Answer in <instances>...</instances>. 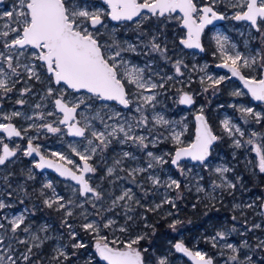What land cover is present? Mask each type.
Wrapping results in <instances>:
<instances>
[{
	"label": "snow or ice",
	"instance_id": "obj_1",
	"mask_svg": "<svg viewBox=\"0 0 264 264\" xmlns=\"http://www.w3.org/2000/svg\"><path fill=\"white\" fill-rule=\"evenodd\" d=\"M218 2L222 0H207L203 4L200 0H99V3L93 0H17L11 10L0 13L3 22L0 24V108L2 101L16 90L17 84L23 85L19 89L20 98L16 100L20 106L27 103L24 97L34 94V83L44 85L39 101L31 106V114L21 111L0 113L6 121L0 122V134H3L0 135V264H38L39 257L33 259L36 256L34 250L42 249L53 239L46 235L49 230L46 224L34 230L29 220L35 215L34 210L24 207L18 214L11 211L16 203L24 205L25 200L31 198L27 181L36 179L34 169H54L60 177L78 185L73 188L74 198L68 199L56 192L50 180L39 190L38 195L46 208L63 213L61 227L67 229L66 234L56 238L62 241L66 235L67 243H57L49 264H153L149 248L141 246V242L148 239V233L132 230L136 208L143 207L141 200L149 194L145 185L150 184L154 190L164 188L176 192L175 198L165 195L162 203L145 211H156L163 203L175 208V201L182 198V182L171 175L162 179L158 173L170 165L187 178L196 167V164L189 166L190 162L207 168L206 161L219 137L213 133L201 107V114L196 116L195 137L185 143L182 137L187 125L181 126L182 121L171 120L163 110H157L162 103L160 98L167 95L169 81L174 77L152 71L151 60L143 66L133 64L125 54L147 57L156 53L169 60L166 38L162 40L161 37L173 21L186 30L179 44L203 52L205 28L214 21L229 19L216 10ZM228 6L238 9L230 17L232 20L245 22L257 34L252 35L249 31L245 46L250 41H258L259 47L241 52L228 36L216 34L212 38L216 46L213 55L218 54L221 60L216 67L227 69L231 76L214 77L205 73L200 77V83L207 85L204 88L207 92L209 88L219 90L226 80L236 77L255 101L264 102V0H229ZM106 20L126 28L134 25L137 42L118 40L116 29H110ZM153 22L154 31L145 28ZM141 46L144 51L138 50ZM187 67L180 59L173 63L177 76H183L181 69ZM206 68L207 65L200 71ZM177 92L180 105L195 104L193 94L183 89ZM232 95L239 97L244 93L234 91ZM97 102H100L99 107ZM108 102H115L126 111L113 108ZM49 104L52 110L45 111ZM239 111L258 124L264 121V114L251 107H240ZM19 117L31 123L26 128H18L12 121ZM48 117L53 119L49 122ZM94 121H98V125ZM222 125L229 137H239L233 139L236 148H241L244 143L253 145L254 139L261 136L252 131L244 141L245 132L239 126L227 118ZM33 129L37 136H27ZM42 131L81 138L80 148L69 144L71 152L79 158L78 162L62 152L50 153L56 159L43 154L41 146L34 143ZM14 137L27 138V147L21 149L19 144L10 147L5 139ZM165 142L173 145L171 150L159 154L152 150ZM114 144L121 146V151L100 177L101 181L106 180L111 185L110 189H105L102 184L92 182L98 171L96 158L101 163L106 162V154ZM125 146L132 150H124ZM253 150L258 157L259 172L264 173V145L257 144ZM21 152L25 157L39 159L34 160L26 171L22 170L25 183L14 187L12 177L15 173L10 166L17 162ZM126 161L138 163L128 167ZM230 171L227 166L215 168L219 181H213V192L221 189L231 194L237 188L241 178L237 177L234 183L225 175ZM119 181L130 186L119 185ZM134 189L142 192L143 197H139ZM45 190H51V195ZM188 190L191 191V187ZM195 190L205 192L198 180ZM211 199L215 200V196ZM255 207V201L233 204L234 212L245 217L243 231L233 224L208 238L212 247L218 248L221 256H226L224 264H264V255H260L264 253V238L256 237L254 243L248 238V233L262 229L260 223L249 225L244 212ZM260 207L264 209V203ZM257 215L264 216V211ZM239 217L233 215L232 220L238 221ZM121 218L123 223H120ZM141 219L146 220V217L141 216ZM71 220L79 221V231ZM181 223L176 219L169 227L175 231ZM144 227L152 226L145 223ZM233 233L242 237L238 244L228 242ZM84 236L90 238L91 244ZM14 245L24 246V251ZM173 247L193 264H214L212 256L191 250L182 241ZM155 264H169V261L167 257H158Z\"/></svg>",
	"mask_w": 264,
	"mask_h": 264
},
{
	"label": "rangeland",
	"instance_id": "obj_2",
	"mask_svg": "<svg viewBox=\"0 0 264 264\" xmlns=\"http://www.w3.org/2000/svg\"><path fill=\"white\" fill-rule=\"evenodd\" d=\"M17 0H2L0 4V13L5 10H11ZM94 3H99V0H93ZM207 0H200V3H206ZM229 0H222L215 5L216 10L219 13H223L229 17L224 23L219 26L209 28L206 31L204 36L205 42V53L198 54L194 51H186L180 44L179 39L183 37L185 30L181 29L176 21L171 22L167 29L165 30V36L161 37L162 40L166 38L168 45V57L169 60L162 59L159 54L152 53L149 56L145 57L143 55H135L132 53H126L125 56L127 59L131 60L133 64L143 66L147 60L153 61L152 71H158L161 75L173 76L174 80L169 81L170 87L168 88L167 95L161 97V105L158 106L157 110H163L165 116L174 121H182V125H187V131L185 132L182 139L185 143L191 142L194 137V121L193 116L195 114L201 113L200 109L203 107V115L206 117L207 121L210 123V126H213L212 129L219 137L214 146L212 147V152L206 164L207 168L199 165L198 163H189V166L196 164V167L193 168V171L186 178L181 176L176 169L170 165H166L164 172H159L158 174L162 179H167L168 175H171L173 178L179 179L182 182V198L176 200V207L173 208L170 204L163 203V206L156 211H145L146 208L154 207L155 204L162 203L165 195L169 198H175L176 192L164 188L154 190L151 188L150 184H146L145 187L149 190V194L146 199L141 200L143 207L136 208V220L133 224V232H147L153 233L154 227L145 228L144 224L147 223L153 226L155 220H164L168 223V234L175 236V238L168 237L164 234L166 240V247L160 252L158 257H167L169 264H189L182 257L178 256L174 250L173 245L176 241H182L187 243V246L192 250H200L206 252L209 256L214 258V264H224L226 256H221L219 254L218 248H213L209 239L211 236L215 235L217 231L223 230L225 227L231 228L233 224L236 225L238 229L243 231L242 225L244 224L245 217H239L238 212H234L233 204H247L255 201L256 207L253 209H245V215L248 220L249 225L252 223H260L262 229H258L255 232L248 233V238L250 242H255L256 237L264 238V217L257 215V213L262 212L260 205L262 204V197L264 194V173H260L257 167L258 157L256 156L255 151L253 150L254 146L264 145V121L261 123H256L251 119V117H246L243 113L239 111L240 107H251L256 112H261L264 114V102L261 104H254L248 94L243 90V88L238 84L237 81L230 79L226 80L222 85L219 86V90H214L209 88L207 92L204 91V88L207 86L200 83V77L204 76L205 73L212 76L226 75L228 73L224 71H218L215 69V66L221 63V60L218 57L213 55V52L216 51L215 42L212 39L216 34H223L229 37L230 42L235 43L237 48L241 52L247 53L249 49H254L259 47L258 41H250L248 46H245V40L248 39L249 31L252 32V35H257L254 30H250L245 22H238L232 20L230 17L238 11L236 8L228 6ZM3 22L0 21V24ZM109 28H115V36L121 42L127 40L132 43H136V33L133 31L134 25L131 27H125L118 23H113L109 20H106ZM153 24H146L145 28L154 29ZM243 33V35H241ZM146 39V38H145ZM139 51H144L141 46ZM182 60L186 64L187 68H182L183 76H177L173 68V63L176 60ZM207 65L205 71H200L201 68ZM247 74V73H246ZM253 75H259L257 73H252ZM158 79V78H157ZM23 87L22 84L16 85V90L9 94L7 99L2 101V108H0V113H10L12 111H21L26 114H31L33 109L32 105L39 101L40 95L43 92L44 85L40 83H34L33 90L34 94H31L27 97H24L27 100V103L24 106L16 104V100L19 99V89ZM183 89L190 94L194 95L195 104L186 109L178 103L179 95L177 90ZM234 91H242L244 95L242 96H233ZM97 102V107H99ZM111 107L116 108L121 111H126L117 105L114 102H108ZM232 105H235L233 107ZM52 110V105L49 104L48 108L45 111ZM229 119L230 122L236 126H239L244 132L245 137L243 138L246 141L252 131L261 133V136L254 139L253 145H248L244 143L241 148H236L233 144L234 138L229 137V135L224 131L222 121L224 119ZM53 118L48 117L50 122ZM0 122H6L2 120L0 116ZM18 128H26L31 121L25 120L23 117L15 118L12 121ZM40 123V121H36ZM98 125V121H94ZM3 135V134H0ZM27 136H37V131L35 129L29 131ZM81 139L70 138L67 135L61 136L60 134L47 133L42 131L39 133L38 139L34 140L35 144L41 146V151L43 154L48 156V158L56 159L51 157V152H62L69 158L78 162L79 158L76 157L72 152L69 144L76 146L77 148L81 147ZM5 142L9 144L10 147L19 144L21 149L26 148L27 138H12V140ZM173 145L169 142L159 145L158 149H152L158 154L161 151L171 150ZM82 150V149H81ZM124 150H132L124 147ZM121 151V146L113 145L107 152V160L104 163H101L99 158H96V163L98 165V171L93 176L92 182L94 184H102L105 189H110L111 185L108 182L101 181L100 177L104 174V169L106 166L112 165L113 157ZM140 155L139 153H137ZM19 159L17 162L10 166V170L15 173L12 177L13 186L17 184L25 183V175L22 174V170L26 171L28 168L32 167L34 160H37L34 157H25L22 152L18 153ZM135 163L132 161H126L125 164L128 167L134 166ZM72 167V165H67ZM227 166L231 169L229 173H226L228 179L236 182V178H241V183L238 184L237 188L229 194L228 191H223L217 189L215 192L212 191L213 181H219L218 175L215 173V168ZM34 174L36 176L35 180L27 181L28 191L32 194L30 199L25 200L24 205H19L16 203L15 208L11 211L18 214L19 211L23 210L24 207H28L30 210L35 211L34 216H30L29 220L33 224L34 230H38L40 225H48L49 230L46 235L53 237L50 239L42 249L34 250L36 256L33 257L34 260L39 257L38 264H49V258L52 255L53 249L57 246V243H67V236L64 235L62 241H58L56 238L61 234H66L67 229L61 227V218L63 216L62 212H57L54 209L46 208L42 203V198L39 197L38 193L43 183L51 181L56 192L59 195L64 196L66 199L74 198L73 188H78L77 185L73 184L70 181H63L58 179L50 172H40L34 169ZM91 175V174H90ZM123 175V173H120ZM203 179H199V177ZM199 181L205 192H196L195 184ZM119 185L124 187L130 186L123 181L117 182ZM187 185V187L185 186ZM191 187V191L188 188ZM119 189H117L118 191ZM137 191L139 197H143V193L138 189ZM48 195H51V190H45ZM211 196H215V200L211 199ZM259 197L260 199H256ZM15 200V198H13ZM196 205L193 208V205ZM86 207H88L86 205ZM9 211V210H5ZM188 211L193 214L194 220L192 224L185 219V224L177 225L176 230L174 231L169 225L176 219L180 221L183 219L182 214ZM168 213H172L169 215ZM237 215L238 221H233L232 216ZM141 216L146 217V220L141 219ZM70 222L77 225V231H79V221L71 220ZM157 222V221H156ZM159 222V221H158ZM120 223H123V219H120ZM185 227L189 229L183 231ZM45 235V233H41ZM86 242L91 244V240L88 236H84ZM242 239L241 236L233 233L228 237L229 243H239ZM223 241H221V244ZM14 247L19 248L20 251H24V246L14 245ZM83 251V250H81ZM91 252L92 249L89 248ZM149 255L152 257V262L155 264V257L149 252ZM264 255V253L260 254ZM259 259V256H257Z\"/></svg>",
	"mask_w": 264,
	"mask_h": 264
},
{
	"label": "trees",
	"instance_id": "obj_3",
	"mask_svg": "<svg viewBox=\"0 0 264 264\" xmlns=\"http://www.w3.org/2000/svg\"><path fill=\"white\" fill-rule=\"evenodd\" d=\"M212 129H214L213 126H211ZM190 212L185 211L182 214V224H185V219H187L186 224L191 223L194 220L193 214L191 213L189 215ZM157 221V222H156ZM159 221V222H158ZM181 225V224H180ZM154 227V232L151 234H148V239L145 241L141 242V246L142 247H147L149 248V252L153 255V257H155L154 259H156L160 252L166 247V240H165V236L164 234L168 235V237L171 238H175V236L168 234V223L165 222L164 220H155L153 222V226ZM189 228L185 227V229H183V231H187ZM185 244L187 245V243L185 242Z\"/></svg>",
	"mask_w": 264,
	"mask_h": 264
},
{
	"label": "water",
	"instance_id": "obj_4",
	"mask_svg": "<svg viewBox=\"0 0 264 264\" xmlns=\"http://www.w3.org/2000/svg\"><path fill=\"white\" fill-rule=\"evenodd\" d=\"M1 2H2V0H0V4H1ZM111 22H113V23H117V22H114V21H111ZM225 22V20H223V21H214L213 22V25H209V26H207L206 28H205V30L206 29H209V28H213V27H216V26H219L220 24H222V23H224ZM181 28V27H180ZM182 29V28H181ZM186 31V30H185ZM203 44V43H202ZM182 46V45H181ZM183 47V46H182ZM184 48V47H183ZM186 51H194L195 53H198V54H204V52H205V50L203 51V52H201L199 49H186V48H184ZM215 69L216 70H218V71H224V72H226V73H228L229 74V76H231V74L228 72V70L227 69H225V68H218V67H216L215 66ZM231 79H233V80H235V81H237L238 82V84L243 88V90L248 94V96L250 97V99H251V101L254 103V104H261V103H263V102H260V101H255L252 97H251V94L250 93H248L247 92V89L246 88H244V85H243V83L238 79V78H236V77H232ZM115 103V102H114ZM118 105V104H117ZM120 106V105H119ZM184 108H186V109H189V108H191L193 105H191V106H187V105H182ZM121 108H122V106H120ZM199 114H201V113H198V114H195L194 116H193V121H194V137H195V130H196V126H197V121H196V116L197 115H199ZM206 118V117H205ZM207 120V119H206ZM208 124H209V126H210V123L208 122ZM211 127V126H210ZM213 133H214V131H213ZM215 134V133H214ZM68 136V135H67ZM68 137H70V138H75V139H81V138H77V137H71V136H68ZM194 137H193V139H194ZM14 138H18V137H14ZM7 140V139H6ZM216 143V142H215ZM214 143V144H215ZM214 144H213V146H214ZM26 147H27V143H26ZM34 158H36L37 160L39 159V157H36V156H33ZM51 159V158H50ZM191 163H197V162H191ZM67 166V165H66ZM67 167H69V166H67ZM69 168H71V167H69ZM37 171H40V172H50V173H52L54 176H56L58 179H60V180H63V181H70V182H72L73 184H75V182L74 181H72V180H70V179H66V178H64V177H60L59 176V174L58 173H56L55 171H54V169H44V170H39V169H36ZM76 185V184H75ZM78 186V185H77ZM263 199H262V203H264V194H263V197H262ZM261 211H264V209H262L261 208ZM264 217V216H263ZM177 242H181V241H176L175 243H177ZM174 243V244H175ZM174 246V245H173ZM186 246V245H185ZM189 248V247H188ZM189 249H191V248H189ZM173 250H174V252L178 255V256H180V257H182L184 260H186L189 264H193V262L187 257V256H185L183 253H178V252H176L175 251V248L173 247ZM192 250V249H191Z\"/></svg>",
	"mask_w": 264,
	"mask_h": 264
},
{
	"label": "flooded vegetation",
	"instance_id": "obj_5",
	"mask_svg": "<svg viewBox=\"0 0 264 264\" xmlns=\"http://www.w3.org/2000/svg\"><path fill=\"white\" fill-rule=\"evenodd\" d=\"M208 29H206L205 31H204V34L202 35V43H203V45H204V48H205V50H206V47H205V40H204V36L206 35L205 33H206V31H207ZM205 53V52H204ZM7 141H9V140H7ZM185 244V243H184ZM186 245V244H185ZM187 246V245H186ZM188 247V246H187Z\"/></svg>",
	"mask_w": 264,
	"mask_h": 264
}]
</instances>
